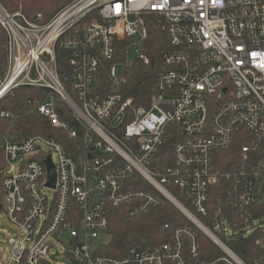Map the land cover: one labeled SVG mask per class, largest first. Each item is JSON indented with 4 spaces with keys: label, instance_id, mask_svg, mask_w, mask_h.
Here are the masks:
<instances>
[{
    "label": "built area",
    "instance_id": "built-area-1",
    "mask_svg": "<svg viewBox=\"0 0 264 264\" xmlns=\"http://www.w3.org/2000/svg\"><path fill=\"white\" fill-rule=\"evenodd\" d=\"M41 18L0 4L8 57L0 100L19 86L44 88L43 100L28 102L53 127L66 129L71 144L69 151L45 135L0 140L6 166L16 170L6 177V166L0 171V209L13 226L8 264H264V257L245 262L229 246L244 238L235 233L251 236L261 228L251 210L264 183V0H72L49 21ZM149 22L165 32L168 47L149 101L138 105L121 88L131 49L149 62L139 50ZM118 38H129L127 60L106 64ZM104 70L107 86L97 77ZM58 101L78 128H67ZM0 116L11 113L1 110ZM234 140L242 142L237 162L222 170L215 151ZM48 155L54 187L46 185ZM220 181L226 186H217L222 191L211 198V186ZM161 196L189 223L163 224L169 240L154 249L130 246L121 257L100 253L108 206H125L134 216ZM197 231L220 250L215 259L200 258ZM63 243L68 248L54 261V248Z\"/></svg>",
    "mask_w": 264,
    "mask_h": 264
},
{
    "label": "trees",
    "instance_id": "trees-1",
    "mask_svg": "<svg viewBox=\"0 0 264 264\" xmlns=\"http://www.w3.org/2000/svg\"><path fill=\"white\" fill-rule=\"evenodd\" d=\"M72 0H0L2 7L13 12L17 9L28 17L35 14H41V22L49 21L63 6L71 3ZM83 20H87V17ZM167 37L165 32L155 26L152 22L148 24L147 39L139 47L140 52L145 53L149 59L144 64L138 56L131 59L130 64L125 65L126 82L122 85L121 91L124 96H130L138 105L146 104L152 92L154 79L160 72L162 51L167 48ZM129 43V38H118L115 41V56L106 64L115 61L125 63L127 53L125 48ZM58 52H62L60 49ZM7 34L3 26L0 25V80L4 77L7 68ZM98 79L106 85V70L101 72ZM46 90L37 86H19L11 94H7L0 100V111L5 110L11 113L10 117L0 116V140L4 136L17 135L18 138H24L29 135H45L53 137L62 142L67 150L70 148V140L67 138L66 129L55 128L51 125L47 117L40 115L35 105L28 100L38 98L43 100ZM58 115L67 123V128H78V124L71 115L69 108L62 101H58L56 106ZM169 140L165 142L164 148L170 145ZM242 142L234 140L233 144L227 150H216V165L222 170H227L237 162V155ZM70 151V150H69ZM6 164L3 158V149L0 146V171ZM130 184L134 185V182ZM142 187L147 188L145 180H140ZM226 183L220 181L219 185L211 186V198L219 195L222 187ZM172 194L184 205L187 204L180 190L175 184L168 185ZM1 189V187H0ZM219 189L221 191L219 192ZM252 202V218L260 220L264 216V183L258 189V193ZM108 228L109 239L101 246V252L105 256L121 257L130 246L141 248H150L159 246L169 240L168 233L161 231L160 228L165 223L175 225H184L189 220L183 216L180 210L170 201L161 196L160 201L146 212L138 215L129 216L127 207L108 206ZM200 244V258L211 261L216 258L220 250L204 235L197 231ZM264 236V229H257L253 235L246 238L232 240L229 246L245 261L251 262L254 259L264 257V245L261 247L255 244V240Z\"/></svg>",
    "mask_w": 264,
    "mask_h": 264
},
{
    "label": "rangeland",
    "instance_id": "rangeland-1",
    "mask_svg": "<svg viewBox=\"0 0 264 264\" xmlns=\"http://www.w3.org/2000/svg\"><path fill=\"white\" fill-rule=\"evenodd\" d=\"M18 10V9H17ZM131 53V58H134V56L137 55V53L131 49L130 50ZM58 63L59 66L61 67L64 64V58L61 55V52H58ZM33 76L37 75V72L33 69ZM60 75L63 79V74L62 72H60ZM6 170H4V174L3 177L12 175L15 173V167L13 166H6L5 168ZM45 193H47L50 197H53L56 193L52 190V189H46L44 191ZM0 201H4V194L3 191L0 189ZM254 225H259L260 227H262L264 229V216L261 217L260 220H258L257 222L254 223ZM13 226L10 225L8 217L5 213L4 210L0 209V264H8L10 261V252H9V248H10V244H9V240H7V238L11 237L13 232ZM236 235H234L235 237H244L246 238L247 236H249L250 234H238L235 233ZM228 235L229 237L233 236L232 234V229L229 228L228 229ZM109 239V234H101L99 237V240L102 242H107ZM209 239V238H208ZM210 240V239H209ZM257 240H259V246H263L264 245V236L257 238ZM65 246L68 248V244L67 243H63L62 245H57L54 248L55 253L57 254L54 258V261H60V256H61V248Z\"/></svg>",
    "mask_w": 264,
    "mask_h": 264
},
{
    "label": "water",
    "instance_id": "water-1",
    "mask_svg": "<svg viewBox=\"0 0 264 264\" xmlns=\"http://www.w3.org/2000/svg\"><path fill=\"white\" fill-rule=\"evenodd\" d=\"M45 163L47 164V181L46 185L50 187L55 186L56 178H55V167L54 164L51 162L50 156L45 160Z\"/></svg>",
    "mask_w": 264,
    "mask_h": 264
},
{
    "label": "snow or ice",
    "instance_id": "snow-or-ice-1",
    "mask_svg": "<svg viewBox=\"0 0 264 264\" xmlns=\"http://www.w3.org/2000/svg\"><path fill=\"white\" fill-rule=\"evenodd\" d=\"M116 7H117V10H119V5H117Z\"/></svg>",
    "mask_w": 264,
    "mask_h": 264
}]
</instances>
